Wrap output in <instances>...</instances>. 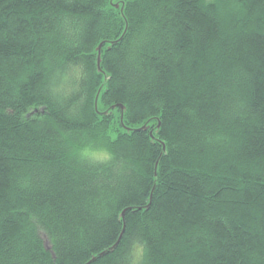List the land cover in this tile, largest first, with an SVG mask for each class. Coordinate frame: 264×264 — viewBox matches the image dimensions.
I'll list each match as a JSON object with an SVG mask.
<instances>
[{"label": "trees", "instance_id": "1", "mask_svg": "<svg viewBox=\"0 0 264 264\" xmlns=\"http://www.w3.org/2000/svg\"><path fill=\"white\" fill-rule=\"evenodd\" d=\"M93 256L264 264V0H0V264Z\"/></svg>", "mask_w": 264, "mask_h": 264}, {"label": "water", "instance_id": "2", "mask_svg": "<svg viewBox=\"0 0 264 264\" xmlns=\"http://www.w3.org/2000/svg\"><path fill=\"white\" fill-rule=\"evenodd\" d=\"M114 6L115 7H118L119 6V3H116V4H114ZM123 7H124V5H123V3H121V8H120V11L121 12H123ZM125 31V30H124ZM123 35V34H122ZM122 35L119 37V39L122 37ZM119 39H116V40H112V41H109V44H114V43H116ZM103 43H104V41H101L98 45H97V67H98V69L100 70V61H101V49H102V45H103ZM106 79V78H105ZM96 99H97V97H96ZM96 99H95V107H96ZM120 107H121V109H123V106L121 105V104H118ZM116 105H112L111 107H115ZM122 114H123V112H122V110H121V118H122ZM157 119V121H158V123H157V127H159V125H160V120L158 119V118H156ZM148 128V124L147 123H144L143 125H141L140 127H137V130L139 129H147ZM149 134H150V136L151 137H153V135H152V129L149 131ZM162 148H163V150L165 149V145H164V143H163V146H162ZM156 169H157V161H156V163H155V174H156ZM152 191H153V189L151 190V193H150V199H151V196H152ZM148 206V205H147ZM121 215H122V217L124 216V211H122V213H121ZM120 237H121V234L119 235V237H118V239H117V241L108 249V250H104V251H102V252H100L97 256H101V255H103V254H105L107 251H112L113 249H114V247L117 245V243H118V241H119V239H120ZM46 247L47 248H49V245L47 246L46 245ZM97 256H93L91 259H89L86 263H84V264H89L90 262H92V261H94L95 259H96V257Z\"/></svg>", "mask_w": 264, "mask_h": 264}, {"label": "rangeland", "instance_id": "3", "mask_svg": "<svg viewBox=\"0 0 264 264\" xmlns=\"http://www.w3.org/2000/svg\"><path fill=\"white\" fill-rule=\"evenodd\" d=\"M106 152H104V151H102V152H94L93 153V157L95 158V159H99V160H102V159H104L105 157H106ZM44 241H45V244L48 246L49 244H48V241H47V238L44 236Z\"/></svg>", "mask_w": 264, "mask_h": 264}, {"label": "clouds", "instance_id": "4", "mask_svg": "<svg viewBox=\"0 0 264 264\" xmlns=\"http://www.w3.org/2000/svg\"><path fill=\"white\" fill-rule=\"evenodd\" d=\"M132 249H133V251H132V255H133L134 257L138 258V253L140 252V246H138V245H136V244L134 243V245L132 246ZM133 264H135V260L133 261Z\"/></svg>", "mask_w": 264, "mask_h": 264}, {"label": "snow or ice", "instance_id": "5", "mask_svg": "<svg viewBox=\"0 0 264 264\" xmlns=\"http://www.w3.org/2000/svg\"><path fill=\"white\" fill-rule=\"evenodd\" d=\"M30 115H31V113H30ZM87 154H88V153L85 152V155H87ZM126 243H127V245L131 248V247L134 245V240H133L131 237H129V238L127 239Z\"/></svg>", "mask_w": 264, "mask_h": 264}]
</instances>
